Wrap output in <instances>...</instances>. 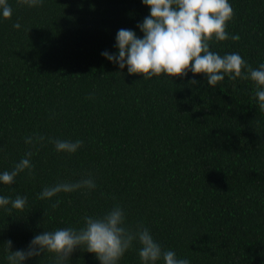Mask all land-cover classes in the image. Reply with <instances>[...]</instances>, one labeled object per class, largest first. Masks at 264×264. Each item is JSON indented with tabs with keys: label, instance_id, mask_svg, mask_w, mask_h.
Returning a JSON list of instances; mask_svg holds the SVG:
<instances>
[{
	"label": "trees",
	"instance_id": "1",
	"mask_svg": "<svg viewBox=\"0 0 264 264\" xmlns=\"http://www.w3.org/2000/svg\"><path fill=\"white\" fill-rule=\"evenodd\" d=\"M10 2L13 15L0 20V172L29 149L34 168L0 185V195L28 198L22 211H0V244L24 249L37 233L80 227L119 204L130 227L142 223L191 264H264V111L254 83L226 77L211 88L203 75L190 83V72L142 80L107 61L101 53L115 51L119 29L142 36L137 24L149 9L141 0ZM230 3L226 31L240 39L212 41L210 50L258 68L264 0ZM28 136L45 139L30 146ZM49 138L83 145L61 154ZM88 175L97 185L90 192L38 199L45 186ZM5 255L0 245V264ZM70 264L99 261L77 249ZM120 264H140L136 248Z\"/></svg>",
	"mask_w": 264,
	"mask_h": 264
},
{
	"label": "clouds",
	"instance_id": "2",
	"mask_svg": "<svg viewBox=\"0 0 264 264\" xmlns=\"http://www.w3.org/2000/svg\"><path fill=\"white\" fill-rule=\"evenodd\" d=\"M29 8L43 5L44 0H17ZM149 9V15L137 28V31L121 28L115 36L114 52L105 50L101 55L117 66L121 71L127 69L128 75H139L142 80L161 78H186L192 74L190 83L196 84L197 75L207 79L208 86L214 88L227 77L229 80L242 78L251 80L255 85V99L261 111H264V63L252 68L237 52L220 55L210 50V42L226 41L229 38L239 40L240 36L226 31L233 19L234 10L230 0H141ZM13 15L10 0H0V20ZM12 27L22 28L17 21ZM43 136H28L25 144L35 146L43 141ZM57 153L75 154L82 147V140L52 139ZM33 151L29 149L15 163L11 170L0 172V185H12L18 176L32 174ZM97 187L91 175L78 181L61 180L51 186H45L38 199L52 201L59 194L76 191L90 192ZM28 198L22 195H0V211L11 213L22 211ZM59 200L53 204L55 207ZM126 211L114 204L101 215H89L83 218L80 227H64L44 230L30 240L26 248L13 251V242L3 245L7 264H29L47 256L49 264H70L72 254L83 250L93 254L99 264H120L124 255L133 248L138 251L140 264H191L187 257H178L176 252L165 249L153 236L151 230L138 223L134 228L126 222ZM138 246V247H137Z\"/></svg>",
	"mask_w": 264,
	"mask_h": 264
}]
</instances>
